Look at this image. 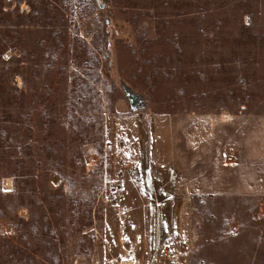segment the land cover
I'll list each match as a JSON object with an SVG mask.
<instances>
[{
  "label": "rangeland",
  "instance_id": "374dc122",
  "mask_svg": "<svg viewBox=\"0 0 264 264\" xmlns=\"http://www.w3.org/2000/svg\"><path fill=\"white\" fill-rule=\"evenodd\" d=\"M122 262L264 264V0H0V264Z\"/></svg>",
  "mask_w": 264,
  "mask_h": 264
},
{
  "label": "crops",
  "instance_id": "0c3cea01",
  "mask_svg": "<svg viewBox=\"0 0 264 264\" xmlns=\"http://www.w3.org/2000/svg\"><path fill=\"white\" fill-rule=\"evenodd\" d=\"M209 192H211V190H209ZM209 192H204V191H200V192H197V191H195V189H194V187H190V194H189V203H188V205L191 207V203H192V198H194L195 196H197V195H199V196H202L203 197V195H205L206 194V196H209V195H211V194H209ZM213 192V191H212ZM205 193V194H204ZM187 204L185 205V208L188 206ZM193 208V207H192ZM187 209V208H186ZM186 209H185V211H186ZM187 211H188V209H187ZM193 215H196V213L194 212V211H192L191 210V213H190V216H189V219L188 218H185V221H184V223H189L190 224V226L188 227V225L186 224H184L183 226V228H185V231L186 230H188L189 228H191V229H193V230H195V224H194V222H192L193 221ZM187 216V215H186ZM134 264V263H133Z\"/></svg>",
  "mask_w": 264,
  "mask_h": 264
},
{
  "label": "bare ground",
  "instance_id": "6f19581e",
  "mask_svg": "<svg viewBox=\"0 0 264 264\" xmlns=\"http://www.w3.org/2000/svg\"><path fill=\"white\" fill-rule=\"evenodd\" d=\"M5 187L8 189L12 187V181L11 180H6L5 181ZM121 264H133L132 262H122Z\"/></svg>",
  "mask_w": 264,
  "mask_h": 264
}]
</instances>
